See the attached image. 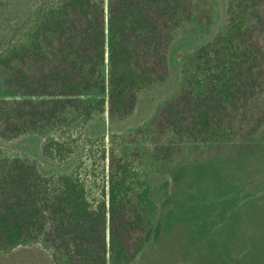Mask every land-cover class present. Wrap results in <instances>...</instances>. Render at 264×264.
Returning <instances> with one entry per match:
<instances>
[{
	"label": "trees",
	"instance_id": "1",
	"mask_svg": "<svg viewBox=\"0 0 264 264\" xmlns=\"http://www.w3.org/2000/svg\"><path fill=\"white\" fill-rule=\"evenodd\" d=\"M198 6L0 0V264H264V0Z\"/></svg>",
	"mask_w": 264,
	"mask_h": 264
},
{
	"label": "rangeland",
	"instance_id": "2",
	"mask_svg": "<svg viewBox=\"0 0 264 264\" xmlns=\"http://www.w3.org/2000/svg\"><path fill=\"white\" fill-rule=\"evenodd\" d=\"M219 0H199V6L196 10V19L195 23L199 27L196 29L202 28L204 24H207L210 21V14L213 11V7L215 10V6L217 5V2ZM16 88H10L8 87L4 80H3V72L0 68V98L4 97H11L14 90ZM60 123L50 125L47 128L43 129L42 133L40 134L42 140L46 138L47 136L59 134L61 131L64 130V128L59 127ZM0 131L4 132L6 136L10 137L13 136L12 131L8 129L5 125H1L0 123ZM26 135V134H23ZM21 135L22 137H24ZM56 136V135H55ZM19 139H17L16 135H14L10 141L4 140L0 137V144H2L5 148H8L11 152L19 153V154H25L23 153V150L19 147ZM106 148L109 146V139L106 138ZM103 145H99L97 147H94L93 155L95 157L96 161L94 162L93 159H89L88 157V148H85L82 144L80 148L77 149L76 153L73 151L74 156V163H72V166H75L77 164H80L79 160H84V163L86 164L83 168V171L85 170V167L90 171L87 176V187H88V196L91 200V202L95 203L97 199L101 198L100 190L104 186V184H107V171H108V159L105 161H99V156L97 153V150L102 147ZM92 155V157H93ZM94 162V163H93ZM93 164V165H92ZM173 204V203H169ZM170 207V206H169Z\"/></svg>",
	"mask_w": 264,
	"mask_h": 264
}]
</instances>
